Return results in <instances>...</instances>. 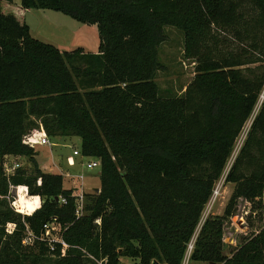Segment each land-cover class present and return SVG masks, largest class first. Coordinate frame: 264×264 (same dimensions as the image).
Masks as SVG:
<instances>
[{"label": "trees", "instance_id": "16d2710c", "mask_svg": "<svg viewBox=\"0 0 264 264\" xmlns=\"http://www.w3.org/2000/svg\"><path fill=\"white\" fill-rule=\"evenodd\" d=\"M28 8L95 25L98 51L33 37ZM165 27L182 30L194 66L179 95L154 81ZM263 86L264 0H0V264H181ZM38 131L78 136L81 155L100 161L81 214L62 174L38 167L27 142ZM8 155L33 171L6 173ZM224 182L233 189L189 260L264 264V99ZM18 186L41 199L29 214L14 209L27 201ZM228 229L240 236L227 254Z\"/></svg>", "mask_w": 264, "mask_h": 264}, {"label": "rangeland", "instance_id": "374dc122", "mask_svg": "<svg viewBox=\"0 0 264 264\" xmlns=\"http://www.w3.org/2000/svg\"><path fill=\"white\" fill-rule=\"evenodd\" d=\"M15 3H20V0H13ZM27 21L31 27L30 34L44 42L51 43L55 46L64 45L72 50L76 47H82L86 52H92L90 45L98 42L99 34L95 25H88L81 23L68 15H65L59 11L51 9H32L27 16ZM96 30L97 32L91 31ZM167 39L159 47V58L163 64V69L158 71L154 81L157 83L158 88L162 94H175L179 95L184 91L185 86L191 81L194 75L193 63L186 59L183 55V32L180 29L173 27H165ZM68 48H63L67 50ZM264 99V86L259 96V99L254 107V110L246 121L238 135L231 156L223 170L221 177L219 178L220 195H218L211 203L210 211L214 214H221L224 203L233 189L232 183H225L222 181L223 174L229 169L235 156L237 155L250 123L258 112L259 107ZM36 133V132H35ZM39 131L36 133L38 134ZM33 134V133H32ZM32 136V135H31ZM30 136V137H31ZM30 139V138H28ZM51 145L38 146L35 145L34 159L38 167L44 172H56L62 174L63 187L70 188L73 194L77 196V204L80 212H83L85 204L90 202L91 194L98 192L99 190V168L93 169L86 167V162L91 160L90 157H84L82 155L73 156L72 151L74 149L79 150L80 138L78 136H66V137H54L50 138ZM72 156L73 164H68V158ZM4 170L6 173L11 174L15 168L20 167L28 172L33 171L32 161L25 155H8L3 160ZM69 173L71 177L65 176ZM215 187V186H214ZM18 193V192H17ZM25 195V194H24ZM212 194L205 204L201 216L205 212ZM39 198V197H38ZM27 201L22 206L23 215L29 214L32 207L41 203L39 198L36 201L34 196L29 195L28 192L25 195ZM29 201V202H28ZM211 214V213H210ZM49 237H56L58 230L57 225L51 224ZM234 229H228L225 237L224 252H230V243L228 238H234ZM240 233L236 234V240L238 241ZM119 264H138L137 259L129 257H120ZM187 264H208L205 262H192Z\"/></svg>", "mask_w": 264, "mask_h": 264}, {"label": "built area", "instance_id": "2783aa9c", "mask_svg": "<svg viewBox=\"0 0 264 264\" xmlns=\"http://www.w3.org/2000/svg\"><path fill=\"white\" fill-rule=\"evenodd\" d=\"M36 133H37V132H36ZM36 133L31 134L32 136L29 135L28 138H30V139L27 138V142L30 144V146L34 147L35 145H38V146L51 145L50 139H49V137L46 135V133H44V132H39L38 134H36ZM30 136H31V137H30ZM72 155H73V156H77V155H81V153H80L79 150L74 149V150L72 151ZM68 164H70V165L73 164V158H72V156H70V157L68 158ZM99 166H100V161H99L98 159H96V158H92L91 160H88V161L86 162V167H87V168H90V169H93V168H95V167L99 168ZM65 176H67V177H71V175H70L69 173H66ZM16 190H17V192H18L17 195H18V194H19V195H20V194H25V195H26V193H27V187H26V186H18ZM211 194H212V197H211L210 201L213 202L214 199H215L218 195H220V186H219V183H217V184L215 185V187L213 188V191H212ZM75 196H76V195H75ZM76 197H77V196H76ZM61 201L64 202L65 200L62 199ZM76 201H77V200H76ZM13 206H14V209H15L17 212H20V213L23 212V211L21 210V209H22V206L20 205V203H18V198H17V201L14 202ZM76 213H77V214H81V213H82V212L79 211L78 204H77ZM52 224H53V223H52ZM53 225H54V224H53ZM45 228H46V230H45V235L49 237V234H50V228H52L51 224H50V225H49V224L46 225ZM49 238H50V239H53V240L57 239V237H55V238H54V237H52V238L49 237ZM27 240H28V239H25L24 242H26ZM193 244H194V241L191 239V240L189 241V243L187 244L186 252H185V255H184V256L188 257V255H190V253H191V251H192V248H193ZM185 262H187V261H185ZM185 262H184V264H186Z\"/></svg>", "mask_w": 264, "mask_h": 264}, {"label": "crops", "instance_id": "0c3cea01", "mask_svg": "<svg viewBox=\"0 0 264 264\" xmlns=\"http://www.w3.org/2000/svg\"><path fill=\"white\" fill-rule=\"evenodd\" d=\"M16 4H18V3H16ZM31 10H32V8H28V9H24V10L22 11V12H23V16H24V20H25V22L28 24L29 29H31V27H30V25H29V23H28V21H27V16H28V13H29ZM91 31L97 32L96 30H91ZM98 45H99L98 42H95L94 44H91L89 50H91V51L94 52V53L97 52V51H98ZM56 47H58L60 50H63V48H68L67 46H64V45H57ZM69 49H70V48H68L67 50H69ZM226 173H227V170H226V172L223 174L222 181H224V178H225ZM219 181H220V180H219ZM219 181H218V182H219ZM207 202H208V201H207ZM211 203H212L211 201L208 203L205 212L203 213V215H202V216L200 217V219H199L198 225H197V227H196V229H195V231H194V234H193V236H192V238H191L193 241L195 240V238H196V236H197V234H198V231H199V229H200V227H201L203 221L205 220V218H206L210 213H211V214H214V212H211V211H210ZM225 204H226V203H224V205H223V209H224ZM223 209H222V211H223ZM232 239H233V238H232ZM189 256H190V255H188V257L184 256V258H183L181 264H184L185 261L189 262V261H190V260H189ZM119 262H120V259H119ZM187 262H185V263L187 264ZM192 262H193V261H192ZM127 264H128V263H127Z\"/></svg>", "mask_w": 264, "mask_h": 264}, {"label": "water", "instance_id": "95a60500", "mask_svg": "<svg viewBox=\"0 0 264 264\" xmlns=\"http://www.w3.org/2000/svg\"><path fill=\"white\" fill-rule=\"evenodd\" d=\"M16 189H17V188H14V192H16V194H17V190H16ZM98 191H99V190H98ZM56 199H57V198H56ZM228 239L230 240V241H229L230 243H233V239H232V238H228ZM152 264H159V263H158L157 261L154 260V261L152 262ZM210 264H212V263H210Z\"/></svg>", "mask_w": 264, "mask_h": 264}]
</instances>
